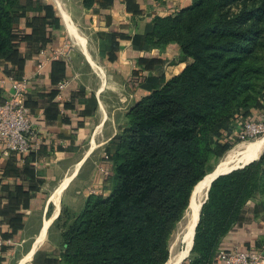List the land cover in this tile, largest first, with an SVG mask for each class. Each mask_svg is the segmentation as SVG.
I'll use <instances>...</instances> for the list:
<instances>
[{
  "label": "trees",
  "instance_id": "trees-1",
  "mask_svg": "<svg viewBox=\"0 0 264 264\" xmlns=\"http://www.w3.org/2000/svg\"><path fill=\"white\" fill-rule=\"evenodd\" d=\"M133 2L126 0L127 10L139 12ZM96 3L82 0L86 9ZM21 20L28 34L19 32ZM61 26L49 0H0V63L13 68L6 72L20 77L26 58L52 44ZM144 42L176 44L185 66L165 80L163 61L140 60L159 75L147 80L150 93L129 109L127 125L111 142L109 194L89 195L63 223V264H166L169 237L211 161L231 149L247 122L264 121V0H191L153 17ZM260 223L264 153L211 183L191 252L214 260L226 237ZM258 241L257 247L264 235Z\"/></svg>",
  "mask_w": 264,
  "mask_h": 264
},
{
  "label": "crops",
  "instance_id": "crops-1",
  "mask_svg": "<svg viewBox=\"0 0 264 264\" xmlns=\"http://www.w3.org/2000/svg\"><path fill=\"white\" fill-rule=\"evenodd\" d=\"M62 1L58 0L74 26L72 19L81 18L96 32L94 50L87 51L103 79L84 54L87 63L70 56L49 59L40 75L37 64L43 58L41 51L26 58L20 74L29 80L24 103L41 142L27 154L7 152L0 142V264H63L59 256L61 243L52 242L54 228L61 231V225L67 222L62 217V198L74 200L75 192L91 185L89 180L94 174L95 195L97 192L101 195L102 191L107 192L103 196L109 194L107 175L95 173L92 166L89 173L84 172V167L89 160L97 159L123 128V123H119L123 106L132 107L150 93L147 80L159 73L146 70L140 60L163 61L165 80L179 74L185 66L178 61L176 44L147 45L144 37L151 31L153 17L171 15L187 7L191 0H133L139 11L136 13L127 10L126 0H98L90 9L84 8L79 0L77 14ZM52 4L60 13L58 3L52 0ZM19 32H30L25 20L20 21ZM61 32L42 50L46 55L64 47ZM112 40L116 43L113 50ZM20 50L25 52L24 43L20 44ZM6 68L13 70L10 64L0 63V103L10 99L11 81L20 78L10 76ZM60 83L65 84L62 90L58 88ZM106 164L109 172L110 165ZM89 195L81 200L76 214ZM258 226L229 235L225 248L261 252L264 242L259 247L256 243L264 235V223ZM42 234L43 242L37 244ZM45 238L50 241L47 245Z\"/></svg>",
  "mask_w": 264,
  "mask_h": 264
},
{
  "label": "built area",
  "instance_id": "built-area-1",
  "mask_svg": "<svg viewBox=\"0 0 264 264\" xmlns=\"http://www.w3.org/2000/svg\"><path fill=\"white\" fill-rule=\"evenodd\" d=\"M42 59L37 64V74L49 60L69 58L63 49L46 55L41 51ZM28 79L21 77L11 81V96L4 103H0V142L8 152L27 154L38 148L41 138L32 126L29 117V109L24 103V97L28 88ZM65 87L64 83L58 85L59 90ZM264 133V121L247 122L238 138H256ZM108 175V172H105ZM2 241L0 240V243ZM10 243L9 240L6 241ZM260 256L255 251H241L237 248L231 250L220 249L211 264H259ZM264 264V263H261Z\"/></svg>",
  "mask_w": 264,
  "mask_h": 264
},
{
  "label": "rangeland",
  "instance_id": "rangeland-1",
  "mask_svg": "<svg viewBox=\"0 0 264 264\" xmlns=\"http://www.w3.org/2000/svg\"><path fill=\"white\" fill-rule=\"evenodd\" d=\"M49 1L52 2V0H49ZM63 1L65 3L66 8L74 9L75 11L73 13L77 14L78 6L80 4L79 0H63ZM55 8H56V6H55ZM56 11H57V14L60 15L58 9H56ZM79 16H80V14H79ZM77 19L76 20L72 19L73 23L76 26V31H78L77 34L81 38H84L86 40V43H85L86 47H87L88 51L91 53L94 50V44H95L96 39H97V36L95 34L96 32L94 33L93 29H91L81 18L80 19L77 18ZM60 30L62 31L61 32L62 37L64 38V47L62 48L63 51L67 52L70 57L75 58V59H80L81 62L85 61L87 63L85 56L82 53V47L79 44V41L77 40V38H75V36H73L72 34H70L66 30L64 24H62ZM123 107H124V109H123V113H121L122 117L119 120V123H123L122 127H125L127 125V113L129 111L128 109H130L131 106L124 105ZM262 138H264V133L262 135L256 137V138H252V139L251 138H243L240 140L238 139L237 141L233 142V145H232L230 150H232L233 148L236 149V147L239 148V147H243L245 145H249L251 143H255ZM111 148H112V144L110 142L109 145L106 147V150L102 149L103 151L101 152V154H98L100 156L97 159L94 158L93 160H91V161L89 160L86 163V165L84 167V172H88L89 167L92 166L91 170L95 171V173H101V174L105 175V172H108V170H106V167H107L106 159H107V154H108V153L106 154V151H109ZM230 150H228V151H230ZM261 151L262 152H260L258 157L256 159H254L253 161H257L258 158L264 153V147ZM225 154L219 160L211 161V163L209 164V167H208L207 174L212 173L216 169V167L218 166L220 161L223 159ZM94 175L91 177V180H89V184H91L89 187L87 186L83 190H78L77 192L74 193L75 195H74V200L71 201L72 203L70 202L69 198L65 197L64 201L62 198L61 210L63 211V213H62L63 220L71 222L72 218L76 215V213L78 211L77 209H79V207H80L81 200L85 197V195L90 194V193L95 194V190L93 189L94 188V186H93ZM96 194L99 195V192H97ZM102 194L105 195V194H107V192L102 191L101 195ZM67 200L69 201V203L67 202ZM206 200L207 199L203 196L202 202L203 201L206 202ZM190 202H191V198H190ZM71 204H72V206H70ZM189 206H190V203H189ZM189 206H188V209L185 211L184 215L182 216L181 220L176 224L171 236L169 237V240H168L169 257L171 256V254L182 249L183 243H182L181 233H182L183 228L185 227V224L187 221V217H188V213H189ZM61 226H58V227H61ZM54 232H55L54 237L56 239L54 238L53 241L52 240L51 241L55 242V243H61V231H60V229H57L55 227ZM57 232L60 234V237L58 236V234H56ZM48 242H50L48 240V238H45V245H47ZM231 249H234V248H224V250H231ZM219 250L217 251V253L219 252ZM257 254L260 256L258 263L259 264L264 263V248L262 249L261 252H257ZM196 259H200L202 261V264H211L214 261V260H212V257L209 258V260H208L205 257H203L202 255L200 256L199 252H197V253L190 252L188 258L185 261H195Z\"/></svg>",
  "mask_w": 264,
  "mask_h": 264
},
{
  "label": "bare ground",
  "instance_id": "bare-ground-1",
  "mask_svg": "<svg viewBox=\"0 0 264 264\" xmlns=\"http://www.w3.org/2000/svg\"><path fill=\"white\" fill-rule=\"evenodd\" d=\"M54 1L58 3V7L60 9V14L62 16L63 22L65 23V27H66L67 31L70 34H72L73 36H75V38H77V40L79 41V44L82 47L83 54L88 58V60L91 62L92 67L98 73H100V75L103 79V75L100 71V68L91 59V57L87 51L86 44L84 42L85 41L84 38H81L77 34L78 31H76V27L72 24L69 17L67 16V14L64 12L65 10L62 9L58 0H54ZM263 147H264V138L258 140L255 143H251V144L245 145L243 147H239V148L236 147V149L233 148L232 150L228 151L225 154V156L220 161V163L218 164L216 169L212 173L207 174L205 176V178L195 186L193 193H192V196H191V202H190V206H189V213H188L187 221H186L185 227L183 228V231L181 233L182 243H183L182 249L171 254V256L169 257L166 264H179L181 259L184 256H186L187 251L190 248V245L192 242V237H193V233H194V226H195L196 221L198 219L199 209H200V205L202 203V197L206 196V191H207L212 179L219 174L228 173L231 170H233L237 167H240V166L256 159L258 157V155L260 154V152H262L261 150L263 149ZM59 195H60V191L56 193L55 198L59 199ZM44 237H45V235L42 234L38 238L37 244L43 242Z\"/></svg>",
  "mask_w": 264,
  "mask_h": 264
},
{
  "label": "water",
  "instance_id": "water-1",
  "mask_svg": "<svg viewBox=\"0 0 264 264\" xmlns=\"http://www.w3.org/2000/svg\"><path fill=\"white\" fill-rule=\"evenodd\" d=\"M252 161H253V160H252ZM252 161H250V162H252ZM250 162H248V163H246V164H244V165H242V166H240V167H237V168H235V169H233V170H237V169L243 168L244 166L248 165ZM233 170H231V171H233ZM231 171H230V172H231ZM228 173H229V172H228ZM228 173L219 174V175L215 176V177L212 179V181L210 182V185H211V183H212L217 177H219V176H221V175L228 174ZM210 185H209V187H208V189H207V191H206V196H205L206 199H207V193H208V191H209ZM194 188H195V187H194ZM192 193H193V192H192ZM191 196H192V195H191ZM204 202H205V201H203V202L201 203V205H200L199 215H200L201 207H202V205L204 204ZM199 215H198V219H197V221H196V224H195V226H194V233H193V237H192V242H191L190 248L188 249L186 256H184V257L181 259V261L179 262V264H182V263L188 258L189 254H190V252H191V249H192V247H193V239H194V235H195V228H196V226H197V224H198V221H199Z\"/></svg>",
  "mask_w": 264,
  "mask_h": 264
}]
</instances>
